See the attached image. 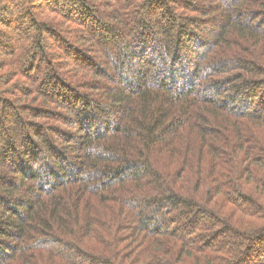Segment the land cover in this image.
Wrapping results in <instances>:
<instances>
[{
  "label": "trees",
  "instance_id": "obj_1",
  "mask_svg": "<svg viewBox=\"0 0 264 264\" xmlns=\"http://www.w3.org/2000/svg\"><path fill=\"white\" fill-rule=\"evenodd\" d=\"M43 1L26 12L37 37L78 8L67 37L102 58L117 49L118 81L99 86L96 65L70 81L78 66L55 57L42 81L8 84L46 45L0 49L1 85L27 119L0 103L14 119L0 125V264H264V0H107L97 36L79 30L95 22L87 0ZM205 15L220 24L196 32ZM89 87L102 104L88 105ZM65 105L75 136L59 130Z\"/></svg>",
  "mask_w": 264,
  "mask_h": 264
},
{
  "label": "rangeland",
  "instance_id": "obj_2",
  "mask_svg": "<svg viewBox=\"0 0 264 264\" xmlns=\"http://www.w3.org/2000/svg\"><path fill=\"white\" fill-rule=\"evenodd\" d=\"M51 1V0H50ZM125 0H121V2H123ZM194 1V0H192ZM198 1V0H197ZM55 2L62 3L63 0H55ZM87 2L89 3V5L92 8V12H91V16L95 17V22H93L91 25L89 24V21H87L86 23H84L83 25H80L81 29H79L80 31H86V33H93L94 35L97 34L96 30L98 29L99 26L106 24L105 20L106 18H104V10L105 8H107L109 6V2L107 0H87ZM195 2V1H194ZM197 3V2H196ZM199 4H201L200 2H198ZM49 6H51L52 8V2H50L48 4ZM205 4H201V6ZM20 4L17 3H12V2H4L3 0H0V49L4 52V51H9L11 50L14 46H17V38H25L27 36H30L29 39L30 40H36L37 42H41L43 45H46L44 47L45 53L40 56L39 53L36 54H31V55H27L25 54L23 57V63H21L20 67L17 69L16 74H14L13 76L11 75L10 72H8V79L10 80L8 84H10L11 82L14 83L15 85L18 86H22L24 88L30 86H33V83H37L42 81L43 79H45L46 76H48V73L51 69V65H56L59 68V63H63L61 60L58 61H54L53 59L56 57H61L62 60L66 61L67 63L70 64H74L77 65V69L76 68H69V69H65L68 72H64L63 70H59L58 72L61 73L64 72V74L67 76H69L70 81H72L71 78H73L72 76L75 74L74 71L75 70H79L81 72V77L85 79L84 73L88 74L89 68H93L92 65H96L97 67L100 68V72L102 74H104L103 78H100L97 80V84L99 86H103V85H107V86H116V82L118 81V77L115 78L114 80V73L115 71H113V63L115 62V52H117V49L111 50V48H108L109 53H111L110 55V59L107 58H102L101 55H99L97 52H92L91 49H88L87 47H84V49H81L79 44H76L75 42L72 41L71 38H73V40L77 39L75 36L72 37H67V29L65 30V27H71L69 22H74L77 23V19L80 20V18L78 17V14L76 13V10L78 8L73 7V11L71 13H69L68 15L71 16V18H65V20H68V22L66 24H64L61 22V24H59V22L57 21V24L59 26H57L56 31H51V33L49 32L50 30H45L43 31V35L42 32H40L39 36L37 37V35L34 33V31L32 29H30L29 27V19L26 15V12L29 10V7L32 6V8L39 10L38 8L44 7V1L43 0H37V2H34L33 4L29 5V6H24V7H19ZM7 7V10L5 11ZM4 8V10H3ZM109 8V7H108ZM103 9V10H102ZM173 9H175L173 7ZM5 11V12H4ZM5 14H4V13ZM34 13H36V11L34 10ZM107 14V13H106ZM209 15H205L202 20V23H204L202 28L197 27L196 28V32L199 31L201 32L202 30H206V31H210L213 30V25L217 26L218 24H220V22L218 21V17L219 15H211V17H208ZM47 20H52L53 22H56L54 20V16L49 14H46ZM198 17L201 18L198 14ZM43 19V18H42ZM94 20V19H93ZM213 20V22H212ZM38 21V20H37ZM39 22V21H38ZM50 22V21H48ZM83 23V22H82ZM94 23H96V27H94ZM108 23V22H107ZM101 24V25H100ZM107 25V24H106ZM49 26V25H48ZM89 29V31H88ZM99 30V29H98ZM116 30L114 32V34L116 36H122L121 35V27L119 28L118 26L114 27L113 26V31ZM36 32V31H35ZM99 32V31H98ZM37 33V32H36ZM97 36V35H96ZM95 36V37H96ZM94 37V36H93ZM118 38V37H115ZM125 40H128L129 42L131 41V37H127ZM30 44V43H28ZM79 46V47H78ZM41 59H44L45 61L42 62ZM2 61L3 64V59L0 58V62ZM52 61V62H51ZM47 63H49L50 65L48 66ZM28 64L32 65L33 67H29L32 68V70H30L28 67H26L25 65L28 66ZM29 70H28V69ZM63 69V68H62ZM29 71V72H28ZM3 71H0V85L1 82L3 81L2 77H3ZM16 75V76H15ZM89 75V74H88ZM16 78H15V77ZM67 76V77H68ZM107 76V77H106ZM7 77V76H6ZM13 77V79H12ZM64 77V76H63ZM62 77V81L64 80ZM113 77V81L110 80V78ZM47 78V77H46ZM65 78V77H64ZM81 81H83L82 79H80ZM111 82V83H110ZM4 84V83H3ZM13 84V85H14ZM9 86L6 85H1L0 86V103L3 102V106L7 108V103L9 104V106L11 107V112L13 113H17L19 115H21L23 117V119L27 120L24 116V113L22 112V110L19 108L20 106L18 105L17 101L14 100V97L11 95L12 92H6ZM21 91H19L20 94L22 93H26L27 89H20ZM88 93L91 95L89 98V104L90 107L93 106L94 104H102L103 102V98L101 97V94L97 91H95V93H91V88L89 87L88 89ZM50 94H53L49 91ZM59 93H64L66 95L65 91L59 92ZM233 93V92H230ZM49 95V94H48ZM66 97H68L70 99V97L67 95ZM59 99V98H58ZM65 99H62V101ZM57 102L58 104H61V100L59 99V101H57L56 97L54 100ZM66 101H71L66 99ZM65 102V101H64ZM67 103V102H65ZM63 105V104H62ZM16 107L18 109H16ZM9 110V108L7 109ZM57 112L55 113V115H57L58 119H61L59 121H62L65 124L60 125L61 127H59V130L61 131L62 128V132H60L61 134H66L67 136L70 137V135H76L77 130L76 128L73 127V125H75L76 123V116L73 113V111H70V106L69 105H65L62 106V108H56ZM78 110V108H76V111ZM4 109L2 110L0 107V125L1 127H3L2 132H4L5 129H11L13 126V121L14 119L11 117L12 114H10L11 112H7L5 109V112H3ZM58 112H60L59 114H57ZM80 116L82 113H79ZM80 119V118H79ZM72 121H75L74 124L72 125ZM43 123V122H42ZM96 127V124H94ZM101 129V128H100ZM64 131V132H63ZM3 134V133H2ZM49 139L53 140L54 142H56V146L57 148H59V150L62 151H66L65 147L67 150L66 155H73V152H75L76 147H75V142H73L72 144L69 143L68 145L64 146L63 144H60L59 140H55L57 139V137H59L57 134L56 136H53L51 134H49ZM72 145V146H69ZM1 152V151H0ZM39 158L37 159V161H33L31 162V166H30V174H35V173H42L41 169L43 166V160L40 161V158H44L45 160H47V157L45 156L43 149L41 147L37 148L36 150ZM50 160V159H49ZM33 168V170H32ZM10 176V175H9ZM10 178L13 180V177L10 176ZM224 239V237H218V241H222Z\"/></svg>",
  "mask_w": 264,
  "mask_h": 264
}]
</instances>
